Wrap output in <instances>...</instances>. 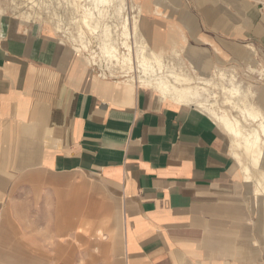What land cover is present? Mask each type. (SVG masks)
<instances>
[{
    "label": "crops",
    "instance_id": "obj_1",
    "mask_svg": "<svg viewBox=\"0 0 264 264\" xmlns=\"http://www.w3.org/2000/svg\"><path fill=\"white\" fill-rule=\"evenodd\" d=\"M130 2L197 99L235 73L264 113V2ZM2 23L0 264H264V205L210 115L102 76L38 24Z\"/></svg>",
    "mask_w": 264,
    "mask_h": 264
},
{
    "label": "bare ground",
    "instance_id": "obj_2",
    "mask_svg": "<svg viewBox=\"0 0 264 264\" xmlns=\"http://www.w3.org/2000/svg\"><path fill=\"white\" fill-rule=\"evenodd\" d=\"M25 1L35 2L36 5L35 0ZM62 1L65 3L64 6H66L67 9L71 8V11H69L72 21L70 22L74 23L75 26L77 25V37H73V41L78 43L84 50L90 51L92 39L97 38L100 40L99 53L96 52V50H91L89 58L87 57L90 64H98L99 60L107 65L115 62L116 65L120 66L121 70L125 71L127 74L134 71L141 72L142 75L138 76V83L140 85L151 88L164 97L172 98V100L177 103H186L196 106L207 114V116L210 115L215 122L231 136L232 151L242 167L247 192L255 197V200L253 199L255 203L257 202L259 205H264V113L262 110L248 101V99H244L243 108L240 107L243 113L242 115H244L245 119L257 121L259 123L257 127L246 132L238 119H232L227 112L219 114L214 110L213 106L202 101V99H197L199 95L198 88L192 86V80L189 77L178 74L177 71L174 70L175 68L172 69L171 66L166 64V60L163 56L152 50L148 45L139 25L141 11L139 10L138 18H135L134 15L133 21L132 16H129L130 14L124 15L129 8L127 0ZM32 2L31 4H33ZM15 4L16 6H20L18 2ZM132 4V7H134L135 3ZM113 5L115 6L114 13L116 16L120 18L123 17L121 25V44L125 51H121L120 46L114 38L118 26L106 22L107 17L110 16L109 8ZM38 7H40L39 2ZM27 18H29V16H27ZM50 30L53 35L57 32L64 31L63 22H61L58 16L52 21ZM73 50L78 53L81 49L79 46H75ZM221 78L223 79V77ZM177 81L181 84L185 82L187 85L177 86ZM232 87L233 88L227 92L232 97L242 93L240 86L238 87L237 85ZM226 100L233 103L231 99ZM241 149L242 151L244 150L247 155V159L244 163L241 160Z\"/></svg>",
    "mask_w": 264,
    "mask_h": 264
},
{
    "label": "rangeland",
    "instance_id": "obj_3",
    "mask_svg": "<svg viewBox=\"0 0 264 264\" xmlns=\"http://www.w3.org/2000/svg\"><path fill=\"white\" fill-rule=\"evenodd\" d=\"M35 1H36V5H35V2L25 1V0H0V23H1L3 18H7L10 21L12 20V22L20 21L21 23H24L26 25L38 24V25L44 27L45 31L50 36H52V37L55 36L57 39L64 42L66 45H68L70 47H75V46L78 47L79 46V48L82 51L80 50L78 52V54L83 56L84 59L87 61V63H89L87 60V57L89 58V56H90L89 54H91V50H96V52L99 53L100 40L97 38L92 39V45L90 47V49H91L90 51L84 50L83 48H81V46L78 43H75V41H73V37H75V38L77 37V30H76L77 25L75 26L74 23L70 22V21H72L71 16H70L71 8L67 9V7L64 6L65 3L62 0H35ZM260 1L264 2V0H260ZM17 2H18V4H20V6H16L15 3H17ZM31 2L33 4H31ZM38 2H39L40 7H38ZM115 4H116V2H115ZM127 4L129 6V8L126 10L124 15L130 14L129 16H132V21H133L134 15H135V18H138L139 8L137 7L136 4L134 7H132L133 4L130 2V0L129 1L127 0ZM130 4H131V6H130ZM114 5L109 8L110 9V11H109L110 16L107 17L106 22H108L109 24L112 23L111 25L115 24L118 26V30H117L118 33L117 32L115 33L114 38H115V41L117 42V44L120 46L121 51H125L124 47H122V44H121V41H122L121 25L123 22V17L120 18L119 16H116V14L114 13V8H115ZM40 13H41V15H40ZM27 16H29V18H27ZM57 16L61 19V22H63L64 31L57 32L56 34L53 35L51 30H50V27H51L52 21L54 19H56ZM111 18H112V20H111ZM139 25H140V22H139ZM0 27H1V30L4 29V23L0 24ZM66 27H68V28H66ZM64 32H66V33H64ZM164 59L166 60V64L171 66L172 69L175 68L174 70H176L178 74L189 77L192 81L195 80V78L190 73V71L188 69L184 68V65L182 64L183 62L180 60L181 58H178L176 56L172 60L169 58L166 59V57H164ZM99 61H98V64H90V63L89 64L94 70H97L102 76H112V77H118V78H122V79H134V81L138 82V76L142 75L141 72L134 71V72L130 73L132 75L131 76L130 74H127V73H125V71L121 70L120 66L116 65L115 62L113 64L110 63L109 65H107L103 61H100V62ZM254 69H256V70H254L255 78H257V79L260 78V80H264V65H262L261 67H254ZM221 77H223V79ZM242 79H241V77H239V74H235V73L231 74L230 76L225 75V73L221 74L220 79L218 77V81L216 83V84H218L216 86V88L218 89L217 93H216L217 99H202V101H205L209 105L213 106L214 110L217 113L222 114L223 112H227L232 119H235V118L238 119L242 123L244 130L246 132H249V131H251V129L257 127L259 123L257 121L245 119L244 115H242L243 114L242 111L240 110V107L243 108V105H244V103H243L244 99H240V98L243 96H247V93L241 87V84L243 85ZM231 80L234 81L233 84H231ZM171 81H173V80H171ZM225 81H227L228 83L231 84V85L226 86L227 88L225 86H223V83H225ZM206 82L210 84L209 80H207ZM219 83H221V84H219ZM209 84H206L204 86V88L201 89V92H204L207 97H209L210 95H212V96L214 95V91H213L214 89L212 88V86L210 87ZM176 85H177V83H176ZM237 85H238V87L240 86L242 93L240 95H237V96L235 95L232 97L227 92H228V90L233 88L232 86H237ZM221 87H223V93L221 91ZM153 91H155V90H153ZM218 98H220V99H218ZM226 99H231L236 106L232 102L227 101ZM254 100L255 99H248V101H250L251 103H253ZM231 150H232V148H231ZM240 153H242L241 154V160L244 163L245 160L247 159V155H246L244 150L242 151V149L240 150ZM242 155H245V156H242ZM244 189L247 191V187H246L245 183H244ZM249 196L253 197L252 194H249Z\"/></svg>",
    "mask_w": 264,
    "mask_h": 264
}]
</instances>
